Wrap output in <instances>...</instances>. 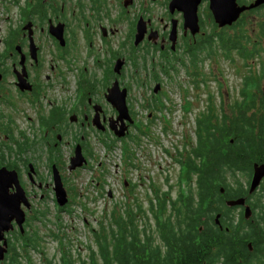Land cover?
Wrapping results in <instances>:
<instances>
[{
    "label": "flooded vegetation",
    "instance_id": "af4514ba",
    "mask_svg": "<svg viewBox=\"0 0 264 264\" xmlns=\"http://www.w3.org/2000/svg\"><path fill=\"white\" fill-rule=\"evenodd\" d=\"M253 1L237 0V4L249 5ZM10 2L0 0V5L10 10ZM15 2L17 24L11 25L0 38V170H5L0 174V190L13 206L11 213L0 215V249L5 250L0 264H12L18 256L36 254L27 252L22 256L17 250L37 240L34 225L36 221L41 223L45 216V200L57 204L54 172L59 175L64 192H70L64 176L80 170H69L70 159L77 147L85 159L90 154L89 133L96 138L101 136L99 139L106 134L116 139L121 125L125 132L123 137L129 135V128L134 126L132 110L127 106L129 121L121 122L109 101L123 89L126 95L129 92L123 85L129 62L135 63L133 61L138 58L148 61L152 65L151 71L147 70L143 77H139L135 69L130 76L137 83L147 82L146 77L148 81H154L158 78L154 74L155 67L158 73L179 71L182 66L186 67L185 61L191 63V53L198 47L203 51L206 44L209 50L208 42L215 35H224L222 28L214 25L212 16L209 29H203L199 12L203 9L208 14V0L196 3L195 29L190 26L193 25L192 18L184 16L194 4L189 3L190 0ZM262 9L264 4L244 13ZM235 26L234 23L232 27ZM68 73H72L70 83ZM69 84L74 87L70 103L69 97H64ZM93 84H97L98 89H94ZM21 115L26 117L25 123L31 129L37 127L42 132L38 131L30 138L19 127ZM62 147H66L67 152ZM22 151L37 153L32 159H21ZM259 160L261 163L257 164L264 166V157ZM40 161L46 163L42 170L38 165ZM263 166L255 165L254 169L264 170ZM254 169L244 176L247 182L242 190L228 194L226 190L218 189V199L224 201L221 206H218L215 195L211 202L203 200L198 204L195 188L187 189L189 192L181 195L183 206L189 204L196 210L195 207L200 205L206 209V215L211 205L219 209L211 224L202 218L196 225L200 233L205 231L208 234L204 230L206 223L214 232L210 240L212 252L225 247L227 259L215 264H264V175L249 192ZM4 204L0 199V206ZM59 207L63 212L66 209ZM17 208L23 215L20 225ZM6 219L8 223H5ZM17 239L21 249H17ZM200 242V236H196L194 243ZM37 254L47 264L45 255L42 252Z\"/></svg>",
    "mask_w": 264,
    "mask_h": 264
},
{
    "label": "rangeland",
    "instance_id": "374dc122",
    "mask_svg": "<svg viewBox=\"0 0 264 264\" xmlns=\"http://www.w3.org/2000/svg\"><path fill=\"white\" fill-rule=\"evenodd\" d=\"M15 1L9 0L12 6L10 10L9 8L7 10L5 5H0V38L11 25L13 27L17 24V14L15 16L13 8L17 9ZM158 10L161 11L160 8ZM154 12L152 7V13ZM199 15L202 18L203 29H209V22H212L211 10L209 9L206 15L202 9ZM263 22L264 9L244 13L235 24L236 29L231 28L232 26H228L227 29H224L225 26L220 27L224 35L214 37L208 42L213 49L218 47L215 51L212 49V54L204 44L203 48L206 52H194L192 63L186 62L183 58L186 67L182 66L179 71L165 70L158 73L155 67L154 74L158 78L154 81H148L146 77L147 82L137 83L136 79L130 76L135 69L139 77L147 73V70L151 71L152 65L148 64V61L146 63L138 58L133 61L135 63L129 62L125 69L127 73L123 77L124 88L129 89L125 96L126 105L133 112L131 119L134 126L129 128V135L115 139L106 134L99 139L101 136L96 138L89 133L90 154L87 159L94 161L89 162L84 170L64 176L67 187L69 186L70 189L66 195L67 202L63 205L66 209L64 212L60 211L58 203L53 205L46 199L43 210L45 216L41 219V223L36 221L34 225L38 232V239L41 237L38 240V248L51 264H62L61 257H66V254L71 256L75 264L80 262L90 264V251L92 253L95 251L96 262L101 264L94 233L90 231L99 230L100 224L108 228V224L112 223L109 217L125 214V207L122 209L124 204L132 205L134 209L137 207L135 202L142 204L145 215L138 213L135 224L140 231L145 230L148 234L153 232L152 237L156 238L153 228L155 222L149 218L151 213L148 200L151 199L155 205H158L163 195H168L171 200H174L177 193L186 195L189 192L184 177L185 169L181 162L196 146V120L199 114L211 117L212 121L215 116L220 118L222 115L229 120L231 108L235 103L241 102L243 107L254 104L249 108L248 114L254 112L256 117L259 116L257 110L261 102L260 91H264V75L261 78L257 77L262 70L264 72V41L260 42L262 52L256 55H251L249 46L243 58L231 49L235 45L234 37L241 24H243L240 27L241 33L250 37L253 42L256 40L259 42V25ZM214 25L218 26L216 23ZM221 46L226 51H232L229 57H222ZM83 55L82 51L81 56ZM67 76L70 83L72 73H68ZM256 80L257 84H255ZM250 82L253 83L249 84ZM73 88V85L69 84L65 90L64 97H69V103L71 96L73 98ZM93 88L98 89V85L93 84ZM258 88L259 92L256 90ZM57 91L56 93L59 94L60 91ZM242 95L245 96L243 101ZM25 120L26 117L21 115L18 120L19 127L30 138L35 137L38 131L42 132L35 125V128L31 129ZM221 121L222 119L218 120V125ZM62 148H65L64 151L67 152L66 147ZM21 153L22 159H32L37 151ZM203 153H206V149ZM7 157L10 159V156ZM38 165L42 170L46 163L40 161ZM64 173L68 174L67 171ZM224 176L227 178L218 188L226 190L228 194L240 191L246 185L247 179L242 178L241 173L235 175L237 176L235 181L228 175ZM97 183L100 188L98 185L95 188ZM251 184L249 192L255 189L251 190ZM190 186L192 189V181ZM6 199L3 197L1 200L6 201ZM237 203L234 202V204ZM114 208L117 211H113ZM169 215H171L170 212L166 211L165 217ZM5 223H8L7 219ZM170 223H174V220L171 219ZM156 241V244L161 245L158 239ZM35 253L28 254L30 262L46 264L40 254ZM26 260L24 256L19 262L28 264Z\"/></svg>",
    "mask_w": 264,
    "mask_h": 264
},
{
    "label": "trees",
    "instance_id": "16d2710c",
    "mask_svg": "<svg viewBox=\"0 0 264 264\" xmlns=\"http://www.w3.org/2000/svg\"><path fill=\"white\" fill-rule=\"evenodd\" d=\"M242 26L243 24L240 25V27ZM240 27L238 33L235 34L233 41L235 45L231 50H234L242 58L246 54L247 46L251 49V55L262 52L263 48H261L260 42L264 41V22L259 25V42L257 40L253 42L250 37L244 36ZM217 48L215 47L216 50ZM220 48L223 58L230 56L231 50L226 51L223 46ZM212 49L210 46L208 51L211 53ZM215 49L213 50L215 51ZM199 52L203 53L204 49L202 51L201 47H198L195 53ZM209 52L207 53L209 54ZM192 62H194L193 53H191ZM263 75L262 70L257 78H261ZM257 83L256 80L255 84ZM256 90L260 91L259 88ZM244 99L245 96L242 95V101ZM260 99L261 102L257 110L259 116L257 117L254 112L248 114L249 108L254 104L243 107L241 102L240 104L235 103L231 108L229 120L225 115H222L220 118L215 116L212 121L211 117L199 114L196 120V146L181 162L185 169V182L190 189L192 181V188L196 189L195 194L199 199L198 204L203 200L211 202V198L215 195L218 206L223 205L224 201L221 198L218 199V195H220L218 186L226 180L227 177L224 175L230 176L235 181L236 174L241 173L243 178L251 172V169H254L255 165L256 167L263 166L257 163H261L259 159L264 157V91H260ZM219 119L222 121L218 125ZM205 149L206 153H203ZM181 195V193H177L178 198L174 200H171L168 195H163L164 197H161L158 205H155L151 199L148 200L151 213L149 218L155 222L153 228L156 238L152 237L153 232L148 234L145 230L140 231L135 224L138 213L145 215V212L142 211V204L137 202H135L136 209L132 205H128L125 214L122 215L130 221L116 214L109 217L112 223L108 224V228L100 224L99 230L90 231L94 233L101 264H215L219 261L224 262V258L227 259L224 256L225 247L219 248L215 252L211 251L210 240L214 232L207 226V223L213 222L214 213L219 211L218 207L213 208L211 205L208 208V215H206V209L200 205L195 207L196 210L189 207V204L183 206ZM155 197L157 198V196ZM112 210L117 211L115 208ZM166 211H169L171 215L165 217ZM202 218H205L207 222L204 226V230L208 231L207 235L205 231L200 233L199 226L196 230V225ZM171 219L176 222L173 223L174 225L169 222ZM196 236H200V243H194ZM40 239L37 238L32 245H23L21 252L27 253L30 250L41 252L38 248ZM156 239L158 242L160 241L161 245L156 244ZM17 243V249H21L18 239ZM220 245L222 246L223 243ZM17 252L19 253V250ZM90 253V264H97L94 257L95 251L94 253L90 251ZM20 258L21 256H18L12 264H20ZM61 262L62 264H75L68 254L66 257H61ZM47 264H51V262L48 260ZM79 264L85 263L80 262Z\"/></svg>",
    "mask_w": 264,
    "mask_h": 264
},
{
    "label": "water",
    "instance_id": "95a60500",
    "mask_svg": "<svg viewBox=\"0 0 264 264\" xmlns=\"http://www.w3.org/2000/svg\"><path fill=\"white\" fill-rule=\"evenodd\" d=\"M189 0H186L188 2ZM193 2L194 4L192 5V8L190 11L185 12L184 16L187 18H192L193 25H190L194 29L197 26L196 20V3L198 0H190L189 3ZM226 4V7H224V13H220L219 10V3ZM209 4V9L212 12L213 19L215 23L219 27L223 26H232L234 22L237 21V19L241 16L246 11H249L251 9L257 8L261 4H264V0H254L253 3L249 5H237V0H208ZM189 6H191L189 4ZM221 8V7H220ZM185 18V20H186ZM126 91L123 89L120 93L115 95L114 99L112 100L111 98L109 99L111 105L117 110L118 113V120L123 122V120L129 121V117L127 115V105H126ZM124 128L121 126L120 130L116 133V136L118 138H121L124 136ZM86 164L85 158L81 155L79 147L76 148L74 157L70 159V165H69V170H74L75 168H80L83 165ZM5 170L1 169L0 174L3 173ZM262 171V172H261ZM264 175V170H260L258 168L254 169V174H253V179H252V184H251V190L255 188V186L258 184L259 180L263 177ZM53 183L54 187L56 186L55 189V198L60 207L65 205L67 202L66 194L64 190L61 187V181L60 177L58 174L54 172L53 174ZM20 194H22L20 191H18ZM3 198L2 191L0 190V199ZM6 202L4 205L0 206V215L7 213L11 209H13L12 202L9 201V199H6ZM11 205V206H10ZM2 211V212H1ZM19 218V219H18ZM23 221V215L19 212V209L17 208V222L20 225ZM5 231L8 230V228L4 229ZM5 250L0 249V260L3 259V253Z\"/></svg>",
    "mask_w": 264,
    "mask_h": 264
},
{
    "label": "bare ground",
    "instance_id": "6f19581e",
    "mask_svg": "<svg viewBox=\"0 0 264 264\" xmlns=\"http://www.w3.org/2000/svg\"><path fill=\"white\" fill-rule=\"evenodd\" d=\"M219 1V0H218ZM219 3V10H220V13H224V7H226V4H222V3H220V2H218ZM221 7V8H220ZM124 121V120H123ZM127 123V122H126ZM124 124V123H123ZM130 125V124H129ZM128 125V126H129ZM131 126V125H130ZM120 127H121V125H120ZM126 131H127V128H126Z\"/></svg>",
    "mask_w": 264,
    "mask_h": 264
},
{
    "label": "clouds",
    "instance_id": "9594fccd",
    "mask_svg": "<svg viewBox=\"0 0 264 264\" xmlns=\"http://www.w3.org/2000/svg\"><path fill=\"white\" fill-rule=\"evenodd\" d=\"M253 3V2H252ZM255 9V8H254ZM252 10V9H251ZM21 159H22V157H20ZM86 161H88V162H92V161H94V160H92V161H89L88 159H85ZM69 165H70V162H69ZM75 169H80V170H84L85 169V167H84V165L82 166V167H80V168H75ZM126 183V182H125ZM124 183V184H125ZM98 185V187H99V184L97 183L96 184V186ZM100 188V187H99ZM66 194V193H65ZM67 195V194H66ZM123 205H122V209H123ZM60 208V207H59ZM83 223H84V221H83Z\"/></svg>",
    "mask_w": 264,
    "mask_h": 264
}]
</instances>
